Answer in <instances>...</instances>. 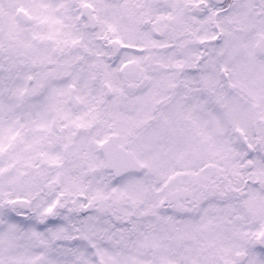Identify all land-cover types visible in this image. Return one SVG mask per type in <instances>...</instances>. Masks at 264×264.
<instances>
[{"label": "snow or ice", "instance_id": "snow-or-ice-1", "mask_svg": "<svg viewBox=\"0 0 264 264\" xmlns=\"http://www.w3.org/2000/svg\"><path fill=\"white\" fill-rule=\"evenodd\" d=\"M0 264H264V0H0Z\"/></svg>", "mask_w": 264, "mask_h": 264}]
</instances>
